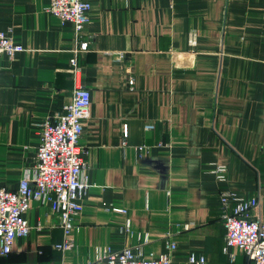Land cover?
<instances>
[{
  "label": "crops",
  "instance_id": "0c3cea01",
  "mask_svg": "<svg viewBox=\"0 0 264 264\" xmlns=\"http://www.w3.org/2000/svg\"><path fill=\"white\" fill-rule=\"evenodd\" d=\"M86 1L79 84L91 92L80 140L89 189L75 246L54 248L58 214L32 200L30 233L0 264H87L107 246L159 259L169 238L174 264H190L192 252L247 264L238 249L224 252L220 193L257 197L251 218L264 221V0ZM49 4L0 0V31L24 48L0 54V185L11 190L35 168L41 125L75 86L74 31Z\"/></svg>",
  "mask_w": 264,
  "mask_h": 264
},
{
  "label": "built area",
  "instance_id": "2783aa9c",
  "mask_svg": "<svg viewBox=\"0 0 264 264\" xmlns=\"http://www.w3.org/2000/svg\"><path fill=\"white\" fill-rule=\"evenodd\" d=\"M92 5L86 0H50L46 10L72 25L76 39L70 60L71 76L75 83L72 100L63 111L47 118L41 125V140L37 150V163L27 172L17 190L0 185V256H8L17 238L27 237L31 227L24 218L32 200L48 201L59 217L63 240L54 245L60 252L75 246L70 237L74 219L83 210V201L89 189L87 151L80 145L83 135L82 121L90 112L91 92L79 84L80 58L89 51L86 29L90 23ZM10 31H0V54L13 57L24 48L15 44ZM133 84V79H130ZM154 125L146 126L153 130ZM225 167H218L222 172ZM221 220L225 230L224 252L236 248L247 259V264H264V221L251 218L259 206L257 197L241 199L230 191H222ZM166 252L155 259L144 256L141 247L114 250L111 246L99 249L96 259L87 264H174L171 252L177 247L169 238ZM235 262L237 254H229ZM190 264H209L202 253L192 252Z\"/></svg>",
  "mask_w": 264,
  "mask_h": 264
}]
</instances>
